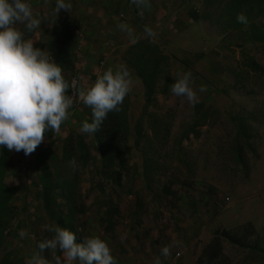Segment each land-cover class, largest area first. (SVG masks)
<instances>
[{
    "label": "rangeland",
    "instance_id": "obj_1",
    "mask_svg": "<svg viewBox=\"0 0 264 264\" xmlns=\"http://www.w3.org/2000/svg\"><path fill=\"white\" fill-rule=\"evenodd\" d=\"M232 1L218 0L203 11L204 0H150L141 16L130 0H68L71 9L59 12L67 14L78 40L68 83L76 78L80 91L94 83L91 74L125 66V51L134 42L117 28L121 23L133 30L135 43L150 40L157 45L170 65L168 88L161 91L164 79L159 80L160 91L145 111L142 86L129 74L130 135L121 176H108L97 159L79 184L76 201L84 214L76 228L81 243L98 236L116 264H154L157 257L162 264L175 257L179 264H198L215 239L223 258L219 264H264V44L248 43L241 31L264 27V13L255 10L248 16L245 11L252 3L235 7ZM257 1L261 4L256 9L264 11V0ZM28 2L39 27H15L50 57L46 40L57 16L55 0ZM187 2L203 11L199 22L189 26L174 18L180 3ZM238 14L247 17V24L237 22ZM145 26L155 32L154 38L146 37ZM92 30L106 38L96 35L94 40ZM185 72H191V86L199 97L195 105L171 92L177 75ZM201 85L207 90L200 92ZM139 118L138 135L134 124ZM85 120L91 121V109L80 98L73 101L60 129L77 133L71 127L80 129ZM80 134L94 154L89 134ZM29 162V168L15 171L9 164L6 169L4 182L14 191L9 205L16 216L6 230L0 264H27L30 258L33 264H67L62 252L56 255L59 248L46 260L34 254L42 233L53 231ZM21 230L28 235L21 238ZM223 231L242 240L243 247L230 245L220 236ZM165 246L170 248L167 258L161 255Z\"/></svg>",
    "mask_w": 264,
    "mask_h": 264
},
{
    "label": "clouds",
    "instance_id": "obj_2",
    "mask_svg": "<svg viewBox=\"0 0 264 264\" xmlns=\"http://www.w3.org/2000/svg\"><path fill=\"white\" fill-rule=\"evenodd\" d=\"M130 2L141 10V16L150 7V0ZM70 9L68 0H55L56 15ZM236 19L241 24L248 22L244 14H238ZM17 23L32 31L39 27L40 20L34 17L28 0H0V149L23 151L28 156L43 142L47 132H59L61 124L68 119V109L73 101L66 95L70 85L62 75V68L44 51L34 48L31 39L25 40L23 33L15 27ZM117 28L136 42L133 30L127 24H118ZM143 31L148 38L156 35L147 26ZM191 82V72L180 73L171 85V92L195 105L199 103V97ZM130 85L129 72L121 65L116 70L108 68L88 88L79 91L83 104L91 109V121H83L80 131L95 134L109 112L120 111L119 106L130 92ZM206 90L204 85L199 88L200 92ZM53 231V238L40 242L38 247L41 250L59 248L67 264L77 261L79 264H116L107 243L98 236L77 243L72 231L58 226ZM27 235L25 230L20 231L21 238ZM175 244L180 246L181 242ZM161 255L167 258L170 248L163 247ZM27 264H33V259L30 258ZM57 264H60L59 260ZM154 264H162L159 257Z\"/></svg>",
    "mask_w": 264,
    "mask_h": 264
},
{
    "label": "trees",
    "instance_id": "obj_3",
    "mask_svg": "<svg viewBox=\"0 0 264 264\" xmlns=\"http://www.w3.org/2000/svg\"><path fill=\"white\" fill-rule=\"evenodd\" d=\"M215 2H218V0H204L202 10L204 11L207 8V4L211 5ZM232 2L235 7L252 3L249 12L245 11L248 16L255 10H259L257 11L258 15L264 13L262 9H256L261 1L233 0ZM183 9L190 16L193 23L199 22L203 11L199 10L198 13L195 6L189 2L180 3L178 10L183 11ZM51 27V32L46 40L50 51L49 59L59 64L62 68V75L68 82L69 72L73 70V59L76 58L75 52L78 47V40L71 31V20L65 13H59L53 20ZM239 27L236 24L234 29L237 30ZM241 31L242 36L246 37L248 43L264 44V27L259 28L251 25L247 32L244 29ZM123 63L129 74L138 78L142 86L143 110L145 111L155 101V94L160 91L158 81L164 79V88L161 91H165L169 86L170 65L168 59L162 54L161 49L151 43L150 40H141L127 48ZM85 70L84 72H86ZM91 75H93L91 77L92 81L95 82L99 75ZM66 95H70V88L67 90ZM129 106L130 98L127 95L119 106L120 111L109 112L100 129L95 134L89 135L95 145L94 154L91 152L90 145L85 137L76 132L67 134L61 144L59 153L51 148H40L35 153L32 164L36 180L33 186L37 188L36 193L40 200L41 209L50 223L48 228L52 231L57 226L68 229L75 234L76 242L81 243L76 228L78 219L84 214L82 206L76 201L79 184L87 167H90L91 163L97 159L100 161L101 170L105 171L110 177L112 175L115 177L121 176V172L125 170L126 163L124 160L128 154L127 144L130 135ZM141 122L142 118H139L134 124V131L138 135L141 131ZM153 126L152 123L151 127L153 128ZM10 156L11 151L6 148L0 149V248L6 230L16 216L12 206L9 205L14 196V191L4 182L6 169L10 164ZM53 236L54 231L51 234L46 230L36 242L34 254L39 259L46 260L54 254V250L50 248L41 250L38 247L40 242L52 239ZM220 236L226 239L230 245L243 247L244 242L234 238L228 232L223 231ZM60 253L59 250L56 255ZM202 256H204L202 260L205 261L198 262V264H219L223 260L219 241L216 239L212 241L206 247ZM7 257L8 255L5 254L3 258L7 260Z\"/></svg>",
    "mask_w": 264,
    "mask_h": 264
},
{
    "label": "crops",
    "instance_id": "obj_4",
    "mask_svg": "<svg viewBox=\"0 0 264 264\" xmlns=\"http://www.w3.org/2000/svg\"><path fill=\"white\" fill-rule=\"evenodd\" d=\"M96 3V2H95ZM92 7V13H94L95 15V11H94V7ZM106 6H104V9ZM92 18H94V16H92ZM174 18H179L180 20L182 19V22H184V24L186 25H191L193 23V21L191 20L190 16H188L187 12L185 10L183 11H180L178 14L174 15ZM93 21H95L96 19H92ZM174 19H172V22L174 23L175 21H173ZM172 23V24H173ZM179 26V25H178ZM182 29H186L185 27L184 28H180L179 30H175L176 33H179L182 31ZM92 34H93V37H94V40H95V36H101L103 38H106V36H104L103 34L101 33H98V30H92ZM236 34V33H234ZM101 39V38H99ZM166 44V43H164ZM233 45V43H232ZM113 56V55H112ZM112 58V57H111ZM87 61V60H86ZM89 61V60H88ZM87 70L89 68L85 67L84 70ZM108 68L106 67L105 70H107ZM70 121V120H69ZM71 129H76L77 133H81L80 132V129H78V127L76 125H74L73 127H71ZM78 129V130H77ZM71 131V130H70ZM66 131L65 130H62L60 129L59 132H47L44 136V140L43 142L36 148V150L28 155V156H25L23 151H20V152H16V151H11V154H12V158H11V161L12 163H10V167H12L15 171L19 170L20 168L23 169V168H29L31 166L29 161H33L34 159V156H35V153L37 152L38 149L40 148H51L53 150H60V147H61V143L59 144V141L63 140L65 138V136H67V134L65 133ZM69 133V132H68ZM19 159V160H18ZM18 160V161H17ZM33 163V162H32Z\"/></svg>",
    "mask_w": 264,
    "mask_h": 264
},
{
    "label": "built area",
    "instance_id": "obj_5",
    "mask_svg": "<svg viewBox=\"0 0 264 264\" xmlns=\"http://www.w3.org/2000/svg\"><path fill=\"white\" fill-rule=\"evenodd\" d=\"M70 85V95L69 97L72 99V101L80 99L79 91L80 87L78 84V80L76 78H72L69 82ZM168 264H179V257H175L172 260L169 261Z\"/></svg>",
    "mask_w": 264,
    "mask_h": 264
}]
</instances>
